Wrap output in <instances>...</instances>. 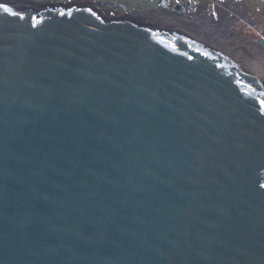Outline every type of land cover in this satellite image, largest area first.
I'll list each match as a JSON object with an SVG mask.
<instances>
[{
  "label": "water",
  "instance_id": "1",
  "mask_svg": "<svg viewBox=\"0 0 264 264\" xmlns=\"http://www.w3.org/2000/svg\"><path fill=\"white\" fill-rule=\"evenodd\" d=\"M18 4L0 2V264H264V83Z\"/></svg>",
  "mask_w": 264,
  "mask_h": 264
},
{
  "label": "flooded vegetation",
  "instance_id": "2",
  "mask_svg": "<svg viewBox=\"0 0 264 264\" xmlns=\"http://www.w3.org/2000/svg\"><path fill=\"white\" fill-rule=\"evenodd\" d=\"M198 2L96 0L76 6L89 9L103 20L129 23L152 32L176 37L189 49L199 51L209 59L221 58L225 66L240 68L241 63H246L248 58L264 65V54L260 51H264V48L260 50L257 46L255 48L254 43L238 30V23L244 19L250 29L264 35L256 26L249 7L247 10L240 0ZM242 74L247 77L243 72Z\"/></svg>",
  "mask_w": 264,
  "mask_h": 264
},
{
  "label": "rangeland",
  "instance_id": "3",
  "mask_svg": "<svg viewBox=\"0 0 264 264\" xmlns=\"http://www.w3.org/2000/svg\"><path fill=\"white\" fill-rule=\"evenodd\" d=\"M9 1L12 4L19 5L18 2L21 0H9ZM23 1H25L26 3L30 2V1L35 2L38 5L54 3V4L63 5V6L68 8L71 6L74 7V6L82 4V3L85 4V3H89V2H95L96 0H23ZM197 1H199L198 3L203 2V0H197ZM0 2H5V0H0ZM240 2L243 4L242 6H244L246 8L249 7V10L252 13V16L254 18L256 26H258L259 31L264 33V0H240ZM247 10H248V8H247ZM237 22H239V20ZM238 30L246 37V39H249L251 42H253L254 47L257 46L258 50H260V48H264V35H262L261 33L258 34V32L250 29V27L246 24L244 19L240 20V23H238ZM260 51H261V53L264 54V51H262V50H260ZM258 56L260 57V54ZM238 58H240V57H238ZM240 68H241V70L245 71L250 76H252L255 79H258L259 81L264 83L263 79L257 78L256 76L252 75V73H250L247 70V68L244 67V63H241Z\"/></svg>",
  "mask_w": 264,
  "mask_h": 264
},
{
  "label": "bare ground",
  "instance_id": "4",
  "mask_svg": "<svg viewBox=\"0 0 264 264\" xmlns=\"http://www.w3.org/2000/svg\"><path fill=\"white\" fill-rule=\"evenodd\" d=\"M246 61L247 62L244 63V67H246L247 70L252 73V75L264 80V65L255 60L250 61L249 58Z\"/></svg>",
  "mask_w": 264,
  "mask_h": 264
},
{
  "label": "trees",
  "instance_id": "5",
  "mask_svg": "<svg viewBox=\"0 0 264 264\" xmlns=\"http://www.w3.org/2000/svg\"><path fill=\"white\" fill-rule=\"evenodd\" d=\"M22 12H23V11H22ZM22 12H21V13H22ZM19 14H20V13H19ZM37 16H38V14L36 13V14H35V18H37ZM246 80H250V78H247ZM251 83H255V85H257L256 82L253 81V80H251Z\"/></svg>",
  "mask_w": 264,
  "mask_h": 264
}]
</instances>
